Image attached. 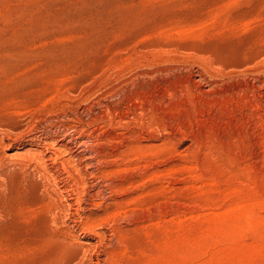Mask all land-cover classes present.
I'll list each match as a JSON object with an SVG mask.
<instances>
[{
    "label": "rangeland",
    "instance_id": "obj_1",
    "mask_svg": "<svg viewBox=\"0 0 264 264\" xmlns=\"http://www.w3.org/2000/svg\"><path fill=\"white\" fill-rule=\"evenodd\" d=\"M0 264H264V0H0Z\"/></svg>",
    "mask_w": 264,
    "mask_h": 264
}]
</instances>
